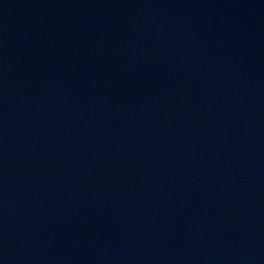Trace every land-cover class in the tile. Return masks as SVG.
I'll return each instance as SVG.
<instances>
[{"label":"water","instance_id":"95a60500","mask_svg":"<svg viewBox=\"0 0 264 264\" xmlns=\"http://www.w3.org/2000/svg\"><path fill=\"white\" fill-rule=\"evenodd\" d=\"M0 264H264V0H0Z\"/></svg>","mask_w":264,"mask_h":264}]
</instances>
